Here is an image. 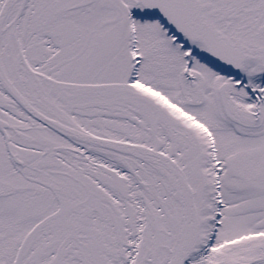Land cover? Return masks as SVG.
I'll list each match as a JSON object with an SVG mask.
<instances>
[{"label":"snow or ice","instance_id":"6c2138e0","mask_svg":"<svg viewBox=\"0 0 264 264\" xmlns=\"http://www.w3.org/2000/svg\"><path fill=\"white\" fill-rule=\"evenodd\" d=\"M0 264H264V0H0Z\"/></svg>","mask_w":264,"mask_h":264}]
</instances>
